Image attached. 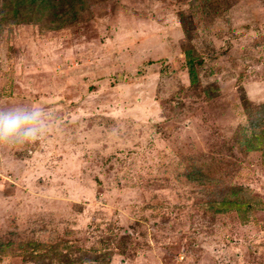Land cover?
Wrapping results in <instances>:
<instances>
[{
    "label": "rangeland",
    "instance_id": "1",
    "mask_svg": "<svg viewBox=\"0 0 264 264\" xmlns=\"http://www.w3.org/2000/svg\"><path fill=\"white\" fill-rule=\"evenodd\" d=\"M14 103L0 264H264V0H0Z\"/></svg>",
    "mask_w": 264,
    "mask_h": 264
},
{
    "label": "clouds",
    "instance_id": "2",
    "mask_svg": "<svg viewBox=\"0 0 264 264\" xmlns=\"http://www.w3.org/2000/svg\"><path fill=\"white\" fill-rule=\"evenodd\" d=\"M52 117L43 106L14 103L0 107V144L32 143L51 128Z\"/></svg>",
    "mask_w": 264,
    "mask_h": 264
},
{
    "label": "trees",
    "instance_id": "3",
    "mask_svg": "<svg viewBox=\"0 0 264 264\" xmlns=\"http://www.w3.org/2000/svg\"><path fill=\"white\" fill-rule=\"evenodd\" d=\"M37 1H39V6L40 5H43V4H47V5H50L51 3H53L54 2V0H36V2ZM34 2H35V0H34ZM193 59L192 58H190L189 59V65L190 66H192L193 65ZM190 71H191V73H190V75H191V82H192V84H195L196 82H197V74L194 72V67L192 66V68L190 69ZM264 131V130H263ZM259 148V146H253L252 148H250V149H258ZM200 170H198V174H200V172H199ZM188 179L189 180H191V179H194V181H195V179L196 178H193L192 176H190V175H188ZM238 194H236L235 192H228V193H226V195H225V201H226V203H237V202H240V201H237L236 199H237V196ZM236 197V198H235ZM226 205V204H225ZM37 247H40L39 245L37 246Z\"/></svg>",
    "mask_w": 264,
    "mask_h": 264
}]
</instances>
